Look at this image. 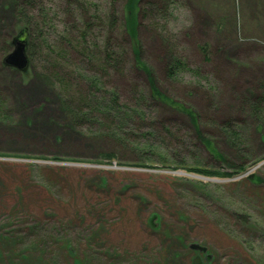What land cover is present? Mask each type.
<instances>
[{
	"label": "rangeland",
	"instance_id": "obj_1",
	"mask_svg": "<svg viewBox=\"0 0 264 264\" xmlns=\"http://www.w3.org/2000/svg\"><path fill=\"white\" fill-rule=\"evenodd\" d=\"M80 1L98 14L85 16ZM125 1L0 0V264H198V256L264 264V123L249 108L264 97V0H139L148 16L135 28L138 58L164 96L197 115V129L151 99L120 32ZM113 11L117 25L92 29L89 46L110 41L124 73L98 77L131 109L145 98L149 106L131 121L153 123L154 148L120 146L102 118L80 124V134L68 127L62 100L86 90L91 60L68 52L70 91L55 77L60 63L43 59L42 34L59 52L66 30L74 38L83 22L106 23ZM22 23L31 40L24 72L4 64ZM175 59L182 67L172 80L167 62ZM233 129L245 152L231 147ZM180 163L231 177L169 168Z\"/></svg>",
	"mask_w": 264,
	"mask_h": 264
},
{
	"label": "trees",
	"instance_id": "obj_2",
	"mask_svg": "<svg viewBox=\"0 0 264 264\" xmlns=\"http://www.w3.org/2000/svg\"><path fill=\"white\" fill-rule=\"evenodd\" d=\"M163 1H166V0H163ZM124 4L125 5L123 7V15L125 16L123 18V25H122L124 26V29L123 31H120V32H122V34H125L124 36L128 37L132 43L131 45V47L133 48L132 53H133V58H135L134 68L145 74L147 78L148 90L150 92L151 99L153 101H158L159 103L163 104L165 107L166 106L170 107L174 111H180L184 113V115L188 118V120L193 122L195 129H197L198 128L197 115H195V113L191 111L190 108L186 109L183 105H180L178 103L176 104L174 100L168 99L166 96H164L160 92V90L157 89L155 79L152 78L151 72L148 69V67L144 63H142L140 59L138 58L139 47L137 45V40H136L137 32H135V28L137 30L140 27L139 25L140 16H142V18H146L148 14L143 13L142 10L139 8L138 6L139 0H126ZM32 5H33V2L30 1V3L27 4V8L31 10L34 9L32 8L33 7ZM79 6H80L81 12L85 16L88 15L89 17L91 13H93V16L98 14L97 11L96 12L93 11V8H95L94 4L80 1ZM111 13H112L110 14L111 17L109 16L107 18L106 23H104V21L101 20L100 16L96 20H93L94 24H91L89 20L86 23L83 22L82 24H83L84 29H79V30H82V32L77 33L78 36L74 35V38L70 39L69 31L66 30L65 32L67 33H64V35L61 37L62 49H58L59 52L55 51L54 50L55 48L53 49L52 47H50L49 40L47 39L48 35L42 34L41 40H42V44L46 46L45 55H47V57L44 56L43 59L45 60L46 64H49L50 68L53 66L56 67L57 63L58 64L60 63V69H58L57 72H55V73H58V75L56 74L54 75H56L55 77L57 78V81L59 82L61 81L62 85L66 89L69 88L70 91L73 90L72 89L73 86H71L72 84L67 82L71 74L67 72L66 70L67 67L69 68L71 67V65L69 66L68 64V60L66 59V56H68L69 54L68 52L78 53V55H81L83 58H86V59L89 58V60H91L88 63L90 64L89 68H91L92 71H94L95 75H93V77L92 76L83 77L81 79V82L84 81L85 84L87 85L86 90H83V91L79 90L78 92L75 91L72 93L71 92L67 93L65 100L64 98L62 100L63 106H61V114L65 116L66 119H68V122H67L68 127H71L73 131H75L77 134H80L79 132L85 128V126H80V124L83 123L85 125H89L91 121L100 120L102 118L103 120L101 122V125L104 126V122H106L107 125H109L108 128L106 126V128L108 129L107 131L108 136H111L110 138L114 142L119 144L120 146L131 145L136 149H141V147L139 146H143L145 148L147 147L149 149L154 148L156 146L155 145L156 142H154V139L158 135L153 133V130H152L153 123H148V122L144 123L141 121V123L139 122V124H141L143 126L142 127V126H139V124L137 125L135 124V122L131 121V119L133 118H140L141 116L140 112L142 111L145 112L146 106H149L145 98L142 96L140 97V99L136 100L137 107H135L134 109H131L126 104L120 103L121 99L119 98L117 92L112 91V90L111 91L104 90L105 86L103 83L100 82L101 76L98 77V75L99 74L102 75V73L109 74V75L110 73H113V72H116L117 74H120V75L121 73H124V67H125L124 59L121 57L120 58L118 57L117 51L113 49V45L111 44L110 41H105L101 43L100 47L102 50L94 49L93 45L95 46V44L89 46V42H91L90 37L92 36V29H95L96 31L99 32L102 30H106L109 27H112V25L113 26L117 25V21L119 20L115 19L116 15L114 14V11ZM92 18L93 17H90V20ZM42 22L43 24L45 23L43 18H42ZM36 23L39 24V22H36ZM37 24H34V25L37 26ZM30 25L32 24L30 23ZM106 26H108V28L105 29ZM29 30L30 29L26 25L23 24L21 26L20 31L17 34H15V35H18L16 38H18L20 42L21 41L25 42L26 45H29V43L31 44ZM107 31H111V30L108 29ZM13 33L15 32L13 31ZM98 44L96 45L98 46ZM102 44H103V47H102ZM171 59L174 60V58L172 57ZM175 60L176 61L172 63H171V60H168L167 62L166 74H167L168 79H172V80L176 79L177 73L181 70V67H182L181 61H179V59H175ZM51 71L52 70H50L49 73L53 74ZM50 74H48L47 76L49 81H51L50 76H49ZM76 78L77 77L72 78L74 79V82ZM256 102L258 103L254 105H250L249 108H251L253 112L252 114L254 115V117L256 116L257 112L258 114L262 116L261 119H258L257 121V124L262 125V123H264V97H261V98L259 97L256 100ZM1 103L2 102L0 100V104ZM121 121L126 122L125 125L121 126L120 125ZM128 125H131V130L127 129L128 132L123 133V128ZM136 131L137 133L138 132H141V133L137 134L135 133ZM168 132H166V134H170ZM198 133L199 135H201L200 134L201 132H199V129H198ZM105 135L107 134L105 133ZM226 137L231 143V147L233 148L236 147L238 150L245 152L246 149L241 148L242 145L240 144L241 142H240V136L238 134V131L234 129L232 131L227 130ZM159 139L162 142H164L162 138L159 137ZM139 143H142V145L138 146ZM202 143L203 145H205L204 147L206 148L207 146V148H209L210 151L214 150L213 143L205 142V141H203ZM159 148L160 147H158V149ZM136 166L138 167V165ZM136 166H132V167H136ZM169 166H173V164ZM174 166H177V167H169V168H172L175 171L181 169L189 173L193 172V173L198 174L199 176H204L207 178L218 177V178L224 179L226 177H231L230 174H227V173L221 174L219 172L211 171L205 168H202V169L187 168L185 164H181V163L176 164ZM261 182H263V185H264V181H261ZM254 184H255V181H254ZM150 222H152V219L150 220ZM208 258H209L208 256L204 258H200L198 256V259H196V261L199 262L198 264H202L203 263L202 260H205V263H206Z\"/></svg>",
	"mask_w": 264,
	"mask_h": 264
},
{
	"label": "water",
	"instance_id": "obj_3",
	"mask_svg": "<svg viewBox=\"0 0 264 264\" xmlns=\"http://www.w3.org/2000/svg\"><path fill=\"white\" fill-rule=\"evenodd\" d=\"M12 45L14 46V50L12 51V54L5 59L4 64L8 67H13L24 72L28 65L24 52V42L16 41Z\"/></svg>",
	"mask_w": 264,
	"mask_h": 264
}]
</instances>
